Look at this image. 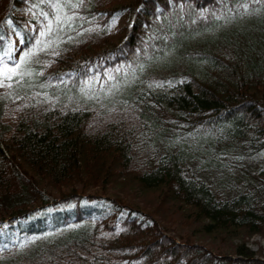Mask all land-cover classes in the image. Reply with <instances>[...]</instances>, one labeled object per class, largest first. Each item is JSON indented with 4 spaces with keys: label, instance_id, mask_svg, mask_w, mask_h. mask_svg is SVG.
<instances>
[{
    "label": "trees",
    "instance_id": "obj_1",
    "mask_svg": "<svg viewBox=\"0 0 264 264\" xmlns=\"http://www.w3.org/2000/svg\"><path fill=\"white\" fill-rule=\"evenodd\" d=\"M26 53L0 77V264H264V0H0V70Z\"/></svg>",
    "mask_w": 264,
    "mask_h": 264
},
{
    "label": "rangeland",
    "instance_id": "obj_2",
    "mask_svg": "<svg viewBox=\"0 0 264 264\" xmlns=\"http://www.w3.org/2000/svg\"><path fill=\"white\" fill-rule=\"evenodd\" d=\"M115 25H116L115 28H118L120 26H123V20H118L115 23ZM28 27L30 29L33 28L32 25H28ZM19 44H20V42L18 41V39L17 38H14L13 39V42H12V47H11V48H13L12 49L13 50V53L16 52V49H17V47H18ZM7 56L11 60H13V61L16 58V55L14 54V56L12 57L11 53L9 55H7ZM13 65H14V63H13ZM0 71H2V70H0ZM0 77L3 78V79H6L3 75H0ZM15 113H16V111L15 112H13L11 110L6 111L5 112V120L8 121V120H10V118L13 119L16 116ZM116 185H119V186H117L115 189H113L114 191L113 190L110 191V194L113 195L112 197H114V198H117V196L118 197H121V198L122 197L123 198H127V195L126 194H128L130 196V195H132V191L133 192L135 191L134 188H131L132 186H128V184L123 183V181H121V183H119V180L116 181L113 184V186H116ZM120 187H122V188H120ZM110 190H111V188H110ZM120 190L122 192L119 193V194H117L118 192H120ZM141 201L145 203L146 202V199L139 197L138 202L140 203ZM167 209H169V208H166V210ZM164 216H167V213H165ZM177 217H175L174 219H169V221L174 220V222H176L177 221ZM3 224H4L3 227H7V222H5ZM197 225L198 224H196V223H191L189 226H178V227H176V231H174L176 234L172 231L170 233V235L173 236V237H176V236H178L177 234H180V235L189 234L191 232V229L190 228L196 229L198 227ZM194 240L197 241L198 243L204 244L205 246H207L209 249L213 250L214 252H218V253H223V252L231 253V251H232L231 248H225L224 245H222L221 243L219 245L218 239H216L215 236H207V235L203 234L201 231H198V232H196L194 234ZM238 242L239 241L237 239H235L234 243H238ZM246 246H248V248L254 254H256L257 256H260V257H263L264 256V239L263 238H260V237H257V236L256 237H253L250 240H248V243H247Z\"/></svg>",
    "mask_w": 264,
    "mask_h": 264
},
{
    "label": "snow or ice",
    "instance_id": "obj_3",
    "mask_svg": "<svg viewBox=\"0 0 264 264\" xmlns=\"http://www.w3.org/2000/svg\"><path fill=\"white\" fill-rule=\"evenodd\" d=\"M78 5H73V7ZM59 7V5H57ZM56 21H60V17L57 15L55 17ZM68 20H71V17H68ZM52 31L51 22L48 25V32ZM45 33H41V35H44ZM5 55H9L6 53ZM29 53H26L24 57L21 58L20 63L15 64L13 67H8L6 64L4 65V68L2 71H0V75H3L6 79L11 80L14 76L17 75V70L20 68L21 64L27 63ZM3 57H0V62H2ZM2 83V82H0Z\"/></svg>",
    "mask_w": 264,
    "mask_h": 264
}]
</instances>
